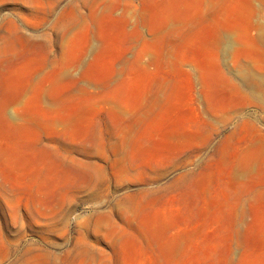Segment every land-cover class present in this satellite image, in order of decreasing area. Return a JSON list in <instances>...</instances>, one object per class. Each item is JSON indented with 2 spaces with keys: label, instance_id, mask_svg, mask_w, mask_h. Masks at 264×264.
<instances>
[{
  "label": "rangeland",
  "instance_id": "1",
  "mask_svg": "<svg viewBox=\"0 0 264 264\" xmlns=\"http://www.w3.org/2000/svg\"><path fill=\"white\" fill-rule=\"evenodd\" d=\"M0 264H264V0H0Z\"/></svg>",
  "mask_w": 264,
  "mask_h": 264
}]
</instances>
